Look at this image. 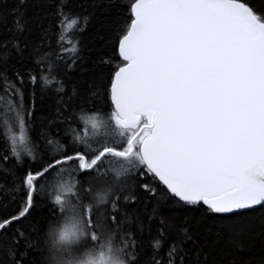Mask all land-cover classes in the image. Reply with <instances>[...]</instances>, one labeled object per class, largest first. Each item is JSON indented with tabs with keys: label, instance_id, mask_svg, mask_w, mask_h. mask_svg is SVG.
<instances>
[{
	"label": "snow or ice",
	"instance_id": "obj_1",
	"mask_svg": "<svg viewBox=\"0 0 264 264\" xmlns=\"http://www.w3.org/2000/svg\"><path fill=\"white\" fill-rule=\"evenodd\" d=\"M0 264H264V0H0Z\"/></svg>",
	"mask_w": 264,
	"mask_h": 264
}]
</instances>
